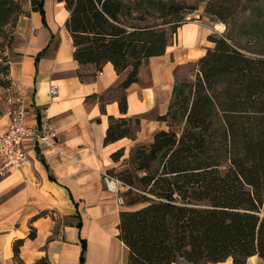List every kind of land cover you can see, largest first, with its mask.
<instances>
[{"label": "trees", "instance_id": "trees-1", "mask_svg": "<svg viewBox=\"0 0 264 264\" xmlns=\"http://www.w3.org/2000/svg\"><path fill=\"white\" fill-rule=\"evenodd\" d=\"M24 0H0V86L8 88L11 28ZM68 12L76 74L93 80L105 63L128 69L113 91L127 111L125 89L138 68L162 55L185 15L203 12L224 25L206 36L193 77L175 81L167 110L148 144L132 147L123 168L107 171L125 186L118 237L127 264H207L230 258L264 263V0H58ZM44 16V0H29ZM91 67V70H89ZM139 118L108 116L104 143L132 137ZM123 155L116 149L114 161ZM76 227L81 218L76 215ZM31 235V233H30ZM22 240L14 243L19 259ZM83 261L85 241L81 239ZM33 264H50L42 257Z\"/></svg>", "mask_w": 264, "mask_h": 264}, {"label": "crops", "instance_id": "crops-1", "mask_svg": "<svg viewBox=\"0 0 264 264\" xmlns=\"http://www.w3.org/2000/svg\"><path fill=\"white\" fill-rule=\"evenodd\" d=\"M43 7L44 16L31 10L28 0V15L18 19L11 85L0 86V133L23 103L26 121L47 123L57 148L28 141L30 164L4 169L0 163V264H33L42 257L50 264H127V248L118 237L123 206L106 189L103 173L120 167L133 146L148 144L157 130L167 129L157 118L167 110L176 68L204 54L211 31L202 23H182L166 51L140 65L138 80L125 89L127 111L122 113L115 98L102 103L99 96L113 91L128 69L118 74L107 62L93 80L81 81L65 25L68 12L58 0H44ZM51 84L58 86L56 96L49 92ZM109 115L139 118L134 136L105 144ZM120 147L123 155L114 161L111 154ZM81 239L86 247L80 263ZM17 240H22L20 261L13 251ZM207 264L234 263L228 258ZM245 264L264 263L252 255Z\"/></svg>", "mask_w": 264, "mask_h": 264}, {"label": "built area", "instance_id": "built-area-1", "mask_svg": "<svg viewBox=\"0 0 264 264\" xmlns=\"http://www.w3.org/2000/svg\"><path fill=\"white\" fill-rule=\"evenodd\" d=\"M51 96L58 94V86L51 84L49 88ZM28 115L23 103L11 113L8 128L0 133V163L4 169L18 168L21 165H28L31 158L24 146L25 142H38L50 149L57 148V137L47 123L35 126L26 121ZM103 182L106 189L113 193L119 205L124 204L122 191L125 188L122 181L109 172L103 173Z\"/></svg>", "mask_w": 264, "mask_h": 264}, {"label": "rangeland", "instance_id": "rangeland-1", "mask_svg": "<svg viewBox=\"0 0 264 264\" xmlns=\"http://www.w3.org/2000/svg\"><path fill=\"white\" fill-rule=\"evenodd\" d=\"M22 9H23V13L19 15L18 19L28 15V10H27L28 9V0H24L23 1ZM18 19L15 22L14 27L11 28V31L13 32V36H14L12 47H13V45L16 42H18V37H17L18 36V34H17ZM185 21L198 22L199 24L202 23L203 25H205L207 27V30H210L211 32H222L224 30V25L222 23L216 21L213 17H211V16H209L206 13L203 12V4L202 3L199 4V7H198L197 10L185 15L183 23ZM176 36H177V34H176ZM11 50H9V51L6 50V52H7L8 56L10 57V59L12 60V59H14L16 57V55ZM194 62H190V63L184 64L178 69V73L177 74H178L179 79L193 77V72H194L193 71V69H194L193 63ZM8 88H10V86ZM10 92H11V94H16V92L12 91V89L10 90ZM6 93H9V90H7ZM113 93H115V92L114 91H110L109 94H113ZM115 94H118L117 91H116ZM14 108H16V106L13 107L12 109H14ZM123 163H124V161L122 162V164ZM122 164H121L120 167H118V169L119 168H123ZM124 190H125V188L123 189V191ZM123 200H124V197H123ZM122 206H124V204H122Z\"/></svg>", "mask_w": 264, "mask_h": 264}]
</instances>
